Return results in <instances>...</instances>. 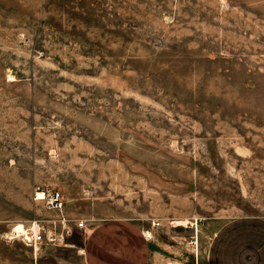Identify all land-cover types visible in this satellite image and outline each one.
Listing matches in <instances>:
<instances>
[{
    "label": "rangeland",
    "instance_id": "374dc122",
    "mask_svg": "<svg viewBox=\"0 0 264 264\" xmlns=\"http://www.w3.org/2000/svg\"><path fill=\"white\" fill-rule=\"evenodd\" d=\"M111 218L149 264L264 222V0H0V264H86Z\"/></svg>",
    "mask_w": 264,
    "mask_h": 264
},
{
    "label": "crops",
    "instance_id": "0c3cea01",
    "mask_svg": "<svg viewBox=\"0 0 264 264\" xmlns=\"http://www.w3.org/2000/svg\"><path fill=\"white\" fill-rule=\"evenodd\" d=\"M239 226L240 231L221 228L205 249L198 248L191 264L196 258L199 264H264V222L255 220L250 229L244 223ZM150 254L149 238L130 219L102 220L86 234V264H149Z\"/></svg>",
    "mask_w": 264,
    "mask_h": 264
},
{
    "label": "built area",
    "instance_id": "2783aa9c",
    "mask_svg": "<svg viewBox=\"0 0 264 264\" xmlns=\"http://www.w3.org/2000/svg\"><path fill=\"white\" fill-rule=\"evenodd\" d=\"M40 194V193H39ZM36 195V200H45L47 206L50 209L60 210L63 207V196L60 191H45L42 192V195ZM79 227L84 226V222L78 223ZM19 237L23 240L26 245L37 244L41 242H54L58 239L55 233L52 231L46 230L44 225L37 223L36 228H32L31 230L22 231L18 234ZM195 264H199L197 262V258L195 259Z\"/></svg>",
    "mask_w": 264,
    "mask_h": 264
},
{
    "label": "bare ground",
    "instance_id": "6f19581e",
    "mask_svg": "<svg viewBox=\"0 0 264 264\" xmlns=\"http://www.w3.org/2000/svg\"><path fill=\"white\" fill-rule=\"evenodd\" d=\"M41 195V194H40ZM17 232H20L21 230H23L24 231V229H23V226L22 225H18L17 227H16V229H15Z\"/></svg>",
    "mask_w": 264,
    "mask_h": 264
}]
</instances>
